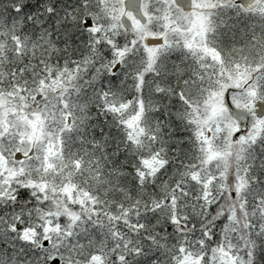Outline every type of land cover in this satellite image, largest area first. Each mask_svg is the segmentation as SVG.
<instances>
[{
	"label": "snow or ice",
	"instance_id": "obj_1",
	"mask_svg": "<svg viewBox=\"0 0 264 264\" xmlns=\"http://www.w3.org/2000/svg\"><path fill=\"white\" fill-rule=\"evenodd\" d=\"M0 264H264V0H0Z\"/></svg>",
	"mask_w": 264,
	"mask_h": 264
}]
</instances>
